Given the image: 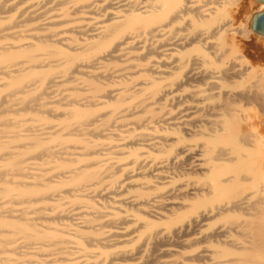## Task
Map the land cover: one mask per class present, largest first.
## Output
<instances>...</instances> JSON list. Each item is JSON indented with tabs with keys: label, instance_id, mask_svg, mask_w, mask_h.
Masks as SVG:
<instances>
[{
	"label": "bare ground",
	"instance_id": "1",
	"mask_svg": "<svg viewBox=\"0 0 264 264\" xmlns=\"http://www.w3.org/2000/svg\"><path fill=\"white\" fill-rule=\"evenodd\" d=\"M235 2L0 0V264H264Z\"/></svg>",
	"mask_w": 264,
	"mask_h": 264
},
{
	"label": "rangeland",
	"instance_id": "2",
	"mask_svg": "<svg viewBox=\"0 0 264 264\" xmlns=\"http://www.w3.org/2000/svg\"><path fill=\"white\" fill-rule=\"evenodd\" d=\"M233 4L234 5H231L229 6L230 8H228L229 10L231 9L230 10L231 14L224 15L220 23L221 24L227 23L225 27H223L224 30H228V32L234 33L235 34L234 36L237 37V39L241 42L240 44L241 48L243 47L241 49L242 52H240L242 53L241 55L243 56L242 63L247 64V65L251 64L253 66L254 64L261 66L262 64H264V43L262 42L264 40L262 38H260L259 40V38H257V36L253 35V33L251 32L243 38L241 37V33L239 34L238 32L236 33L235 28L233 26L234 22L244 21L245 17H247L248 15L250 17L251 14L258 11V8H256V4L254 2L252 3L250 0L249 1L248 0H237V2ZM229 10H228V13H229ZM227 15H229V17ZM226 19L228 20L226 21ZM230 19H232V21ZM246 59H248L247 61L249 62H247Z\"/></svg>",
	"mask_w": 264,
	"mask_h": 264
},
{
	"label": "water",
	"instance_id": "3",
	"mask_svg": "<svg viewBox=\"0 0 264 264\" xmlns=\"http://www.w3.org/2000/svg\"><path fill=\"white\" fill-rule=\"evenodd\" d=\"M257 1L264 3V0ZM250 27L253 33L264 36V8L253 15Z\"/></svg>",
	"mask_w": 264,
	"mask_h": 264
}]
</instances>
